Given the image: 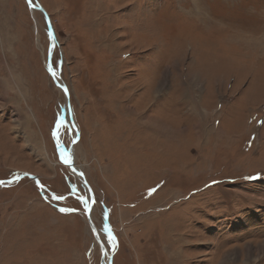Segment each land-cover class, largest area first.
Wrapping results in <instances>:
<instances>
[{
	"label": "rangeland",
	"instance_id": "rangeland-1",
	"mask_svg": "<svg viewBox=\"0 0 264 264\" xmlns=\"http://www.w3.org/2000/svg\"><path fill=\"white\" fill-rule=\"evenodd\" d=\"M31 4L0 0V264H102L77 131L108 264H264V0Z\"/></svg>",
	"mask_w": 264,
	"mask_h": 264
},
{
	"label": "water",
	"instance_id": "water-1",
	"mask_svg": "<svg viewBox=\"0 0 264 264\" xmlns=\"http://www.w3.org/2000/svg\"><path fill=\"white\" fill-rule=\"evenodd\" d=\"M26 2H27V4H28L30 7H32V8H35V7H36V6H33L31 3H29V0H26ZM36 8H37V7H36ZM40 11H41L42 13H44L45 16L47 17V14L43 11V9L40 8ZM47 22H48L49 40H50V47H51V44H52L53 41H54V37H53V29H52V26H51L50 21H49L48 19H47ZM48 60H50V52H49V59H48ZM49 73H50V75H51V77H52L54 83L56 84V86L59 87L60 89H62L65 93H67L66 88H65L63 85H61L60 83H58L57 78H56V76H55V74H54V72H53V69H52L51 67L49 68ZM69 117H70L71 125H72L73 128L76 130L77 128H76V126H75L74 123H73V119H72V117H71L70 112H69ZM77 141H78V131H77V133L75 134V137H74L72 143L70 144V146H69L67 152L65 153V156L68 157V158L70 159V161H71V167H69V166H68L67 164H65V163H64V165L69 169V171H70L73 175H75V176L77 175V176H79V177L81 178L82 184L86 187V189H87V191H88V193H89V195H90L89 207H90V209H91V207H92V205H93V195H92V193H91V189H90V187L87 185L86 180H85L83 174L81 173L80 169H79L76 165H74L73 162H72V161H73V147H74V145L77 143ZM23 176H24V177H28V178H30L32 181L36 182L37 185H38L39 187H41V184H40V182L38 181V178H37L36 176L30 175V174H24ZM42 188H43V187H42ZM90 211H91V210H90ZM90 211H87V210L85 211L87 223H88V225H89V227H90V229H91V231H92V233H93V235H94V237H95L97 243H98L99 246H100V249H101V255H102L101 263H102V264H108V263L106 262V260H105V259H106V256H107L106 249H105L104 245L102 244L101 239L99 238V235H98V233H97V231H96V229H95V226H94V224H93V222H92V220H91Z\"/></svg>",
	"mask_w": 264,
	"mask_h": 264
},
{
	"label": "snow or ice",
	"instance_id": "snow-or-ice-1",
	"mask_svg": "<svg viewBox=\"0 0 264 264\" xmlns=\"http://www.w3.org/2000/svg\"><path fill=\"white\" fill-rule=\"evenodd\" d=\"M29 3H31V0H29ZM61 156H62L63 162H64L65 164H67L69 167H71V161H70V159H69L68 157H66V156L63 155V151L61 152ZM41 187H42V186H41ZM72 191L74 192L75 189L73 188ZM53 198H54V199H57V200L65 199L64 196H55V195L53 196ZM78 198H79L80 201L85 205V209H86L87 211H90L91 209H90V207H89V200L86 199L84 196H79ZM61 211H66V209H61ZM110 242L114 244V238H113L112 240H110Z\"/></svg>",
	"mask_w": 264,
	"mask_h": 264
},
{
	"label": "bare ground",
	"instance_id": "bare-ground-1",
	"mask_svg": "<svg viewBox=\"0 0 264 264\" xmlns=\"http://www.w3.org/2000/svg\"><path fill=\"white\" fill-rule=\"evenodd\" d=\"M51 20H52V19H51ZM74 176H75V175H74ZM75 177H76L77 180L81 181V178H80L79 176L76 175ZM106 258H107V256H106Z\"/></svg>",
	"mask_w": 264,
	"mask_h": 264
}]
</instances>
